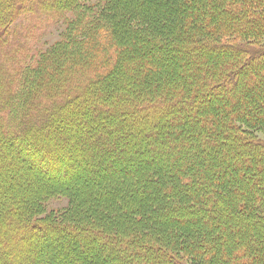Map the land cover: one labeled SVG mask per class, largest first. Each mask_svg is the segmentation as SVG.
<instances>
[{"label":"trees","instance_id":"trees-1","mask_svg":"<svg viewBox=\"0 0 264 264\" xmlns=\"http://www.w3.org/2000/svg\"><path fill=\"white\" fill-rule=\"evenodd\" d=\"M101 1L122 19L136 0ZM79 2L0 0V264H264V0H160L157 38L133 34L135 56L112 57V40L53 47L26 77L34 42ZM147 71L162 99L129 103ZM29 147L76 152L86 173L37 177ZM151 187L166 205L147 240ZM51 196L68 210L38 216Z\"/></svg>","mask_w":264,"mask_h":264},{"label":"rangeland","instance_id":"rangeland-1","mask_svg":"<svg viewBox=\"0 0 264 264\" xmlns=\"http://www.w3.org/2000/svg\"><path fill=\"white\" fill-rule=\"evenodd\" d=\"M80 1L82 2V4H80L81 2H79L73 8H69V10H67L65 14L64 19H62L60 23H58L56 26L51 28L42 38H40L39 41L34 42L35 49L33 51V58L31 59L29 68L25 72L26 77L30 75V72H35V70H37V67H39L40 62L43 60V58L49 56L50 49H52L53 47H58L59 49L63 48V50L67 52H73L80 45L82 46L88 45V42L91 41L92 43L97 45L104 43L108 40H112L117 43V44L115 43L117 46L110 45L108 54L112 55V57H116L117 53L118 54L123 53V55L130 57V56H135L136 55L135 52H137V49L135 50L133 48L134 46L132 47L131 44L133 34L137 36L148 34V36L150 35L151 37L157 38L158 32L156 30V27H157V23L160 21L159 18L162 12L161 9L159 10V6H158L160 0H136L134 2V6L131 9L128 8L126 10H123L125 16L122 17V19L119 16V13H121L120 11L121 9L116 6L117 5L116 3H115L116 5L111 3V5L109 6L110 11L114 13L111 14L107 10L104 11L101 10V6L102 5L104 6V3L101 0H84V1L80 0ZM122 1L123 0H120V2ZM148 14H150V16ZM151 17L153 21H155L154 22L155 29L146 32H138L137 26L135 25L140 20L144 21V19L145 20L151 19ZM120 21L123 22L124 24L121 23ZM113 22L115 26L119 24V26H116V30H114L115 28ZM156 41L154 42L158 43ZM120 43L122 45L127 43V46L125 47L122 46L123 51L120 49L121 48V45H119ZM147 46L148 45L145 46V50L142 51L140 50V53H143L144 55L147 52L146 55L149 54L150 56V53H148V51L150 52V50H146ZM126 47H128V50L124 49ZM133 49L135 52L132 53ZM152 55L153 54H151V56ZM161 62L162 61L157 60V64L162 65ZM154 83L155 85H153ZM161 84L162 82L159 79L158 75L152 73L151 71H147V74H144L140 78H135L134 80L129 79L124 92L128 94L130 100L129 103H132L133 100V102L137 104V100L145 99V98H148V100L150 99L151 102H155V101H159V99L161 100L162 95H164L162 92ZM136 109H137V113L136 114L132 113L131 115H129L130 118H134L137 115L139 116L145 114V112L139 110L137 106ZM159 118H160L159 121L155 120L157 123H154L152 121L153 117L148 116L146 120V126L148 128L156 129L158 125L161 124L162 122V117ZM25 135H24L25 140L31 141L30 136H27L28 134ZM135 136H137V134H135ZM263 139H264V135H263ZM71 144L72 143L63 145V147L67 148V150L70 151L72 150ZM87 144L89 145V143ZM34 146L38 148L39 144L36 143ZM12 149L15 151L14 147H12L10 150ZM27 150L30 151V156L27 155L28 151L25 152L27 155V159L33 160L36 166V169L35 168L31 169V172H33V174L37 177L41 176L43 179L51 180V176H53V178H56L57 182L65 184L69 181L71 183L76 182L77 177L79 175L83 176V173H86V169H87L86 162L82 157H80V155L79 157L75 156L78 155V153L76 152H73V154L70 157H67L66 155L59 153L58 155L49 154L48 156V153L45 154L44 152L38 153L37 150L35 151V149L33 148L31 149L30 147ZM59 150L64 152V149H59ZM124 151L127 152V150ZM49 153H51V151H49ZM14 154L15 152H9L8 156L14 157L15 156ZM105 155L107 154L105 153ZM55 156L59 159L53 160V157ZM24 162L25 161H23V163ZM21 170L25 171L23 169ZM24 173L26 174V172ZM120 175L121 174H118V176ZM163 191H164L163 187L159 188V191H157V189L155 188L152 189L151 187V189H148L146 192L148 194L146 197L148 201L155 202L158 205V209L151 212L148 219L142 221V224L146 223L144 227L152 226L151 230H149V232H147L145 236V239L147 240L152 239V236L154 235L156 236L160 231L163 230L162 215L164 214L165 211L163 209V204L166 205L165 195ZM53 197L55 196H51L49 200L46 202L45 204L46 208H44L43 206L41 212L37 213L38 216H43L48 211L54 213L56 212L58 213L59 211L57 216H61L62 213H65L68 210L67 206L70 203L67 197L65 198L59 197L56 199H51ZM168 206L169 205L167 204V207ZM41 239H43V237H40V240ZM47 243L50 244L51 242L48 240ZM111 263H115V262L112 261Z\"/></svg>","mask_w":264,"mask_h":264}]
</instances>
